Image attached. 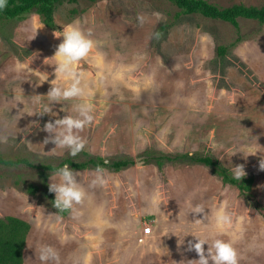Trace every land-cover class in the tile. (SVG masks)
I'll list each match as a JSON object with an SVG mask.
<instances>
[{
	"label": "rangeland",
	"instance_id": "rangeland-1",
	"mask_svg": "<svg viewBox=\"0 0 264 264\" xmlns=\"http://www.w3.org/2000/svg\"><path fill=\"white\" fill-rule=\"evenodd\" d=\"M207 1L223 8L264 4ZM54 16L57 30L44 26L35 13L2 26L1 156L27 158L33 165L71 156L52 141L44 143L49 135L44 125L72 113L78 102L50 105L46 96L55 78L51 57L63 39L54 33L77 23L91 33L103 65L84 60L76 67L91 90L87 99L95 117L79 131L82 151L105 158H136L148 149L209 153L232 172L235 165L243 166V177L253 176L255 183L253 199H245L198 164L159 168L137 162L120 172L74 170L87 195L75 214L62 216L44 192L36 167L0 165V219L14 216L31 226L24 264H42L36 256L41 245L56 249L58 264H187L198 259L187 250V241L195 239L191 233H212L205 214L190 213V208L201 205L208 212L221 203L233 220H244L233 244L237 264H264V207L259 211L254 202L264 206V172L259 170L264 160V25L240 19L238 31L227 22L179 14L161 0L64 2ZM239 38L225 57L217 55L219 46ZM120 68L125 70L114 80L111 73ZM46 107L49 112L40 114ZM245 145L261 154L247 155ZM153 193L160 210L148 212ZM186 234L185 243L178 244V236Z\"/></svg>",
	"mask_w": 264,
	"mask_h": 264
},
{
	"label": "clouds",
	"instance_id": "clouds-1",
	"mask_svg": "<svg viewBox=\"0 0 264 264\" xmlns=\"http://www.w3.org/2000/svg\"><path fill=\"white\" fill-rule=\"evenodd\" d=\"M9 2L10 0H0V12L8 8ZM54 35L57 38L63 37V39L57 45L54 56L51 57L56 59L55 78L50 81L51 86L46 96L50 101V105L53 102L72 99H76L78 102L74 104L72 113H67L62 118L44 125V131L49 133L44 143L52 141L56 147L68 149L69 155L75 157L85 146V141L79 135V131L85 126L90 125L95 119L92 105L87 99L92 94L91 90L84 83L82 74L76 71V67L84 60L95 61L97 67L101 69L103 65L100 63V54L94 51L96 49V42L91 38V33H86L77 23L63 26L62 31H56ZM124 70V68H120L112 72V78L114 80L119 79L120 73ZM36 71L38 70L34 72ZM48 112L49 108L46 107L40 114ZM242 148L247 151V155L258 152L261 154L259 149L251 145H245ZM108 162V160H104V164ZM259 170L264 172V160L259 163ZM96 171L100 173L103 169L97 166ZM77 175V172L67 164L59 167L54 174H51L49 191L55 193V198L52 202L56 209L71 211L75 214V206L82 203L85 199L87 193L80 181L77 180ZM233 175L236 180H241L246 175L244 167L235 165ZM100 182L102 183L103 181L101 180ZM207 209L209 211L205 212V208L201 205H194L190 208V213L205 214L204 219L211 227L212 233L209 235L191 233L195 239L187 241V250H194L198 255V259L188 260L187 264H237L233 244L238 238V234L243 231V217H237L233 220L226 203H221ZM159 210L160 203L158 196L153 193L147 199L146 211L157 212ZM187 235H184L183 239L178 236V244H184V237ZM224 235L229 237L228 241L220 238ZM205 245H207V248L204 247ZM37 255L42 264H49V262L53 261L58 264V253L56 249L49 245L39 246L36 250ZM180 264H184V261H181Z\"/></svg>",
	"mask_w": 264,
	"mask_h": 264
},
{
	"label": "trees",
	"instance_id": "trees-1",
	"mask_svg": "<svg viewBox=\"0 0 264 264\" xmlns=\"http://www.w3.org/2000/svg\"><path fill=\"white\" fill-rule=\"evenodd\" d=\"M79 0H10L9 6L3 12H0V32L4 34V23L22 20L31 13L39 16L40 22L51 30H57L55 22V11L58 5L68 2L76 3ZM97 2L99 0H88ZM170 2L179 9V14L184 15H202L213 20H220L233 25L238 31L240 30V19L256 21L260 25H264V4L262 6H246L237 4L231 7H219L207 0H161ZM165 28V26H162ZM241 39L229 46H219L217 55L225 57L229 49L236 46ZM104 160H108L104 164ZM57 164L42 163L33 165L27 158L6 159L0 155V165L15 167L19 165L34 166L38 169L43 178V190L51 201L54 200V193L49 191L47 182L48 175L56 172V170L67 164L73 170L97 169L100 166L103 170L109 169L114 172H120L127 169L137 162L142 164H155L159 168H163L169 163H186L198 164L208 167L218 176L224 185L235 187L239 195L245 199H253V186L255 179L253 176L242 177L241 180L234 178L231 169L226 167L219 159L213 155L198 152L185 153H166L154 149H148L138 154L136 158L132 156H120L115 158H105L96 156L88 151H81L75 157L68 156L57 160ZM32 194V193H31ZM257 210L262 211L263 207L257 201ZM53 203V202H52ZM60 215H67L66 211H60ZM31 230L30 224L18 217L7 216L0 219V264H24L26 243Z\"/></svg>",
	"mask_w": 264,
	"mask_h": 264
}]
</instances>
